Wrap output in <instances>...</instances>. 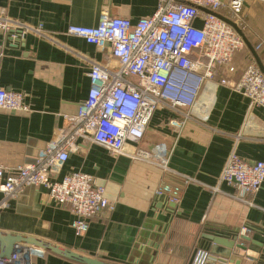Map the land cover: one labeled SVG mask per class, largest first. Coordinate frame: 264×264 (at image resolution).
<instances>
[{
	"label": "crops",
	"instance_id": "0c3cea01",
	"mask_svg": "<svg viewBox=\"0 0 264 264\" xmlns=\"http://www.w3.org/2000/svg\"><path fill=\"white\" fill-rule=\"evenodd\" d=\"M157 2L0 0V13L40 26L50 39L28 33L16 48L0 33V43L6 47L0 60V88L21 92L28 106L26 111L0 109V162L8 168L33 163L66 116L76 114L86 99L90 61L115 66L107 49L68 35V25L94 26L102 11L134 21L152 14ZM258 5L264 6L247 0L241 22L264 68V33H257L248 20L244 22ZM250 64L257 62L245 44L228 67L218 66L214 76L203 81L195 105L187 108L191 118L184 119L168 108L153 113L136 146L150 151L155 144H163L161 157L177 173L127 155H112L88 141L79 142L50 179L61 181L71 171L90 174L105 186L111 208L89 218L87 232L77 236L69 206L50 200L43 186H28L0 210V230L114 264H190L198 249H212L209 236L219 235L231 245H216L217 253L212 256L220 263L264 264V180L254 194L240 200L234 198L240 197L234 185L219 181L232 151L251 164L264 161V108L249 110V100L242 92L219 82L222 78L237 82ZM216 130L243 135L235 144L232 137ZM179 174L196 182L185 185ZM164 183L181 187L178 202L155 195ZM215 186L219 192L212 191ZM243 226L249 228L245 233L240 232ZM32 264L82 263L44 251Z\"/></svg>",
	"mask_w": 264,
	"mask_h": 264
},
{
	"label": "built area",
	"instance_id": "2783aa9c",
	"mask_svg": "<svg viewBox=\"0 0 264 264\" xmlns=\"http://www.w3.org/2000/svg\"><path fill=\"white\" fill-rule=\"evenodd\" d=\"M246 1L158 0L152 14L134 21L102 11L94 26L68 25V35L107 49L115 66L90 61L86 99L79 104L76 114L66 116L61 129L33 163L8 168L0 162V210L24 188L43 186L50 200L69 206L75 234L86 233L89 218L111 208L105 186L96 183L92 175L75 171L66 173L61 181L50 179L78 149L79 142L88 141L112 155H127L177 173L169 168L167 158L161 157L163 144H155L150 151L136 144L158 109L168 108L184 119L191 118L187 108L195 105L203 81L212 78L218 66L228 67L234 53L244 46L232 25L200 7L218 14L225 8L235 17L232 21L239 24ZM255 1L264 4V0ZM40 28L0 13V33L16 48L28 33L50 40ZM5 48L0 43V60L6 54ZM219 82L242 92L249 100V110L253 106L264 108V71L258 65H248L237 82L226 78ZM23 98L21 92L0 88V109L26 111L28 106ZM216 131L232 137L235 144L243 135ZM179 175L185 185L196 182L190 176ZM263 180L264 161L251 164L234 151L226 158L219 177L220 182L239 190L240 197L234 196L239 200L246 194H254ZM212 191L219 192V189L215 186ZM180 193V186L167 183L155 191L157 197L166 196L175 203ZM248 230L243 226L240 232ZM43 256L44 251L39 248L16 244L9 258H0V264H32L35 257ZM190 264L223 263L214 259L208 250L198 249Z\"/></svg>",
	"mask_w": 264,
	"mask_h": 264
},
{
	"label": "water",
	"instance_id": "95a60500",
	"mask_svg": "<svg viewBox=\"0 0 264 264\" xmlns=\"http://www.w3.org/2000/svg\"><path fill=\"white\" fill-rule=\"evenodd\" d=\"M200 9L204 12L218 16L219 18L225 20L230 25H232L235 28V30L238 32V34L241 36V38L243 39L245 44L251 50V52H252V54H253L256 62H257L258 67L262 71H264V68L261 64V61L257 57V54H256L254 48L248 43L243 32L241 31V29L237 26V24L235 22H233L232 20H230L228 18L221 16L220 14H218L216 12L210 11L206 8L200 7ZM209 239L212 242V249L209 252L213 255L215 253H217V251H215L216 245L226 244V246H231L230 244L225 243L226 239L219 236V235H211V236H209ZM16 244L30 245V246L39 248L43 251H52V252H55L56 254H59L63 257H66V258H69L71 260L80 262L82 264H114L111 262H106V261L100 260L98 258H91L88 256H83V255H81V254H79V253H77V252H75L69 248H64V247H61L59 245L53 244V243L45 241V240H40V239L35 238V237L26 236L23 234L12 233V232H5V231L0 230V258H9L10 255L12 254L14 246Z\"/></svg>",
	"mask_w": 264,
	"mask_h": 264
},
{
	"label": "rangeland",
	"instance_id": "374dc122",
	"mask_svg": "<svg viewBox=\"0 0 264 264\" xmlns=\"http://www.w3.org/2000/svg\"><path fill=\"white\" fill-rule=\"evenodd\" d=\"M253 13V14H252ZM251 13V16L248 18H243L244 22L248 23V25L256 28V32H263L264 33V6L258 5L253 8V12ZM243 25V24H241Z\"/></svg>",
	"mask_w": 264,
	"mask_h": 264
},
{
	"label": "trees",
	"instance_id": "16d2710c",
	"mask_svg": "<svg viewBox=\"0 0 264 264\" xmlns=\"http://www.w3.org/2000/svg\"><path fill=\"white\" fill-rule=\"evenodd\" d=\"M220 11V14L223 16V17H225V18H228V19H231V20H234L235 19V17L230 13V12H228L227 11V9H225V8H223V9H220L219 10ZM242 24V22H240L239 24H237V26L241 29V31L243 32V34H244V27H243V25H241ZM244 46H245V44H244ZM236 53V52H235ZM234 53V54H235ZM231 63V62H230ZM230 63L228 64V65H230ZM245 70V68L243 69V71ZM242 71V72H243Z\"/></svg>",
	"mask_w": 264,
	"mask_h": 264
}]
</instances>
